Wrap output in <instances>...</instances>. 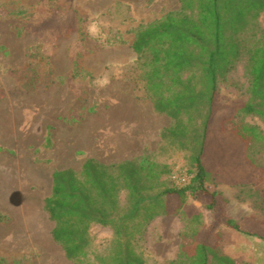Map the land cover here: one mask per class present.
<instances>
[{"label": "rangeland", "instance_id": "1", "mask_svg": "<svg viewBox=\"0 0 264 264\" xmlns=\"http://www.w3.org/2000/svg\"><path fill=\"white\" fill-rule=\"evenodd\" d=\"M180 11L179 0H0V264H75L54 242L44 209L55 171L80 172L88 159L156 162L170 168L165 185L187 183L189 154L163 136L173 121L155 112L132 47L140 28ZM254 34L264 43V12ZM248 58L219 85L204 159L206 187L221 209L189 198L176 210L171 199L174 214L156 219L139 243L147 264L177 260L199 210L207 244L238 264H264V149L254 148L250 163L245 144L230 143L241 122L264 133L258 117L232 113L249 100ZM126 200L121 193L122 206ZM222 216L254 236L228 228Z\"/></svg>", "mask_w": 264, "mask_h": 264}, {"label": "trees", "instance_id": "2", "mask_svg": "<svg viewBox=\"0 0 264 264\" xmlns=\"http://www.w3.org/2000/svg\"><path fill=\"white\" fill-rule=\"evenodd\" d=\"M179 1L180 12L140 28L132 47L155 112L173 121L163 136L189 154L188 181L181 187H168L162 179L170 168L156 162L125 161L107 166L88 159L80 172L55 171L44 209L54 223V242L75 264H147L139 243L156 218L174 214L171 199L179 203L176 210H186L189 198L208 211L221 209L218 194L206 187L209 171L204 159L219 85L244 55L249 56V100L234 104L233 117H258L264 124V43L253 42L264 0ZM234 137L230 143L233 147L238 144L237 148L244 143L250 163V152L264 149V133L255 125L239 123ZM235 152L240 155V150ZM123 192L127 193L125 206L120 203ZM220 220L240 234L254 236L230 217ZM94 224L111 228L114 239L101 256L90 261ZM205 230L203 214L196 211L190 217L179 256L170 264H238L217 246L207 244Z\"/></svg>", "mask_w": 264, "mask_h": 264}, {"label": "crops", "instance_id": "3", "mask_svg": "<svg viewBox=\"0 0 264 264\" xmlns=\"http://www.w3.org/2000/svg\"><path fill=\"white\" fill-rule=\"evenodd\" d=\"M164 217H167V216H164ZM161 217H158V218H156V219H160ZM163 218V217H162ZM155 219V220H156ZM154 220V221H155ZM153 221V222H154ZM152 222V223H153ZM152 223L149 225V227H148V229L147 230H151V228H152ZM149 231H147V232H149ZM145 233V235L146 234H148V233ZM90 233H91V236H92V238H93V253L95 254V255H93V258H95V256L97 255H100L101 256V250L103 249L102 248V246L101 245H104L105 247L106 246H108V244L110 243V242H112L113 241V239H114V232H113V230L111 229V228H105V227H103V226H101V225H98V224H94V225H92V227H91V231H90ZM144 235V236H145ZM147 236V235H146ZM103 246V247H104ZM143 246H144V249L146 250L147 248V244L146 243H144L143 242ZM104 247V248H105ZM62 249V248H61ZM64 252V251H63ZM65 254V253H64ZM66 257V256H65ZM67 259V258H66ZM68 260V259H67ZM69 261V260H68Z\"/></svg>", "mask_w": 264, "mask_h": 264}, {"label": "built area", "instance_id": "4", "mask_svg": "<svg viewBox=\"0 0 264 264\" xmlns=\"http://www.w3.org/2000/svg\"><path fill=\"white\" fill-rule=\"evenodd\" d=\"M182 181H184V182H187V181H188V179H185V178H184Z\"/></svg>", "mask_w": 264, "mask_h": 264}]
</instances>
